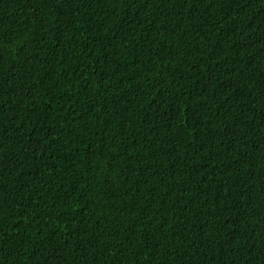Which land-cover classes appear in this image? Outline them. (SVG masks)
<instances>
[{"label": "trees", "instance_id": "16d2710c", "mask_svg": "<svg viewBox=\"0 0 264 264\" xmlns=\"http://www.w3.org/2000/svg\"><path fill=\"white\" fill-rule=\"evenodd\" d=\"M0 264H264V0H0Z\"/></svg>", "mask_w": 264, "mask_h": 264}]
</instances>
